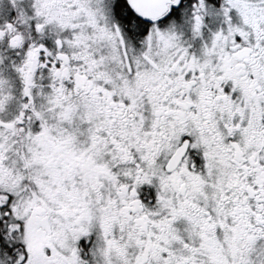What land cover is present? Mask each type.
Masks as SVG:
<instances>
[{"label": "snow or ice", "instance_id": "obj_1", "mask_svg": "<svg viewBox=\"0 0 264 264\" xmlns=\"http://www.w3.org/2000/svg\"><path fill=\"white\" fill-rule=\"evenodd\" d=\"M0 264H264V0H0Z\"/></svg>", "mask_w": 264, "mask_h": 264}]
</instances>
